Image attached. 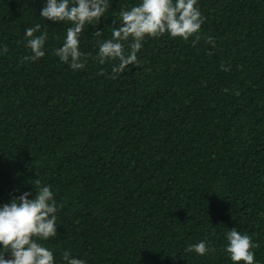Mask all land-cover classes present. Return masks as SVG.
Returning a JSON list of instances; mask_svg holds the SVG:
<instances>
[{"label":"trees","instance_id":"16d2710c","mask_svg":"<svg viewBox=\"0 0 264 264\" xmlns=\"http://www.w3.org/2000/svg\"><path fill=\"white\" fill-rule=\"evenodd\" d=\"M138 3L109 0L73 71L54 55L69 22L39 16L43 0H0V205L51 185L58 234L38 242L56 264L65 250L87 264H233L231 228L264 264V0H198L197 34L147 38L113 73L99 43ZM37 23L46 55L25 61ZM201 240L215 251H184Z\"/></svg>","mask_w":264,"mask_h":264},{"label":"clouds","instance_id":"9594fccd","mask_svg":"<svg viewBox=\"0 0 264 264\" xmlns=\"http://www.w3.org/2000/svg\"><path fill=\"white\" fill-rule=\"evenodd\" d=\"M109 0H43L39 16L57 23L69 22L66 36L54 55L60 62L68 64L73 70L85 67L86 53L81 51V34L89 25L96 26L101 18L107 19ZM119 21L113 20L111 38L99 43L97 59L100 64L118 60L113 65V73L124 72L126 66L138 64V53L147 38L167 34L187 41L197 34L205 18L198 0H139L130 9L119 13ZM37 23L25 29V46L31 55L25 61L35 62L46 55L47 31L41 30ZM103 30H96L100 36ZM39 33V35H36ZM128 43V48H125ZM7 47L0 48V54L7 52ZM35 195L25 191L13 197L8 203L0 205V264H56L53 252L38 241H47L56 237L57 201L51 185L35 180ZM225 252L233 264H257L253 249L258 245L247 233L231 228L225 233ZM187 253L205 256L215 251L207 240L189 244L184 249ZM8 256V258H6ZM64 264H87L82 258L74 257L70 250L62 253Z\"/></svg>","mask_w":264,"mask_h":264}]
</instances>
